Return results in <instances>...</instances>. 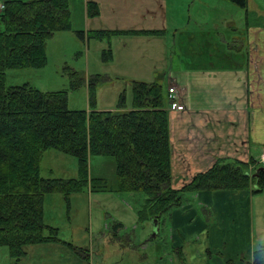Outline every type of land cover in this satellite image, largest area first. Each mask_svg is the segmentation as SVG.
I'll list each match as a JSON object with an SVG mask.
<instances>
[{"label":"trees","instance_id":"obj_1","mask_svg":"<svg viewBox=\"0 0 264 264\" xmlns=\"http://www.w3.org/2000/svg\"><path fill=\"white\" fill-rule=\"evenodd\" d=\"M230 1L243 8L249 3ZM4 4L0 9V246L9 247L14 264L34 244L64 243L59 228L45 221L48 194L62 193L69 200L88 191L142 193L146 198L138 219L144 223L182 206L187 193L264 191V166L255 159L221 160L183 187H174L168 97L160 82L134 80L130 107L125 94L114 109H99L92 97L91 111L71 108L66 90L43 91L30 83L7 85L8 70L42 68L47 63L48 40L73 28L70 0H4ZM88 5L91 15L98 14L96 2ZM118 32L76 33L86 40ZM149 32L153 31L145 33ZM96 75H91V89L103 78ZM54 150L79 159V177L43 175L45 154ZM95 155L113 158L114 183L91 177L90 160ZM242 264H264V244L255 249L252 260L242 258Z\"/></svg>","mask_w":264,"mask_h":264},{"label":"crops","instance_id":"obj_2","mask_svg":"<svg viewBox=\"0 0 264 264\" xmlns=\"http://www.w3.org/2000/svg\"><path fill=\"white\" fill-rule=\"evenodd\" d=\"M89 1L101 5V13L94 18L101 17V0H80V26L75 23V13L72 12L75 27L86 34L91 29L107 26L106 23L90 20ZM141 1L145 6H137L136 12L125 10V20H135L137 14L149 16L151 10L148 6L156 0ZM217 3H222V0H206L204 4L214 9V16L220 14L219 10L222 9L216 6ZM202 5L203 1L191 0L188 15L183 16L184 20L190 21H181L182 17L172 13V0L159 2L154 6L152 15H160L167 20V27L172 33L168 34L166 28V34L174 36V40L171 39L161 51L156 40H153L157 37H150L144 43V47L158 52L154 55L157 64L153 71L154 82H160L167 91L173 146V184L176 188L183 187L198 173L207 171L221 160L251 162L255 159L261 162L264 153V10L259 11L257 5L253 10L246 7V17L241 27L236 22L234 26L222 27L220 22L204 29L198 24V15H205L206 12L202 9L194 12ZM105 10L104 7V13ZM121 14L116 10L110 12L114 20L121 19ZM229 22H233L231 15ZM177 26L180 27L175 33ZM131 27V23L113 22L110 25V28L116 29ZM134 30L141 33L153 31L146 34L154 36L162 33V28L158 27ZM217 60L223 63L216 64ZM90 76L86 74L85 83L88 84ZM171 86L182 89L180 103L185 106L183 110L172 105L169 94ZM84 108L92 110L91 106ZM257 148L261 149L259 154ZM54 153L45 155L53 156ZM91 193L83 192L89 199ZM74 195L77 193L71 197ZM58 197L52 194L45 200L54 201ZM130 197L138 199L136 194ZM212 210L216 215L211 213ZM164 217L159 221L162 228L166 227L163 235L149 238L156 239L153 241L156 243L155 251L161 254L159 257L158 253L151 262L226 264L234 260L242 264V258L252 260L255 245L260 244L256 243L257 236L264 238V191L255 192L249 188L187 193L184 204ZM118 222L122 224L120 226L126 224L120 219ZM119 233L116 237H120ZM44 245L34 247H44L43 251H47Z\"/></svg>","mask_w":264,"mask_h":264},{"label":"rangeland","instance_id":"obj_3","mask_svg":"<svg viewBox=\"0 0 264 264\" xmlns=\"http://www.w3.org/2000/svg\"><path fill=\"white\" fill-rule=\"evenodd\" d=\"M70 1L71 12L75 13V23L80 26L81 19L78 13L80 0ZM101 1L103 3L102 16L94 18L97 14L90 15V20L101 24L106 23L107 26L91 30L122 32L105 35L102 38L91 37L89 40L86 38V41H82L74 29L61 30L47 42V63L42 68L8 70L7 85L30 83L43 91L66 90L69 93V106L75 109H85L84 107L91 106L92 97L93 100H96L98 107L114 109L118 106L120 97L125 94L127 105L130 107L134 102L133 81L154 82L155 80L153 71L157 64L154 55L158 52L152 48L144 47V43L150 37H157L153 40H156L158 49L161 51L162 48H166L171 39L174 40V36L168 35L172 31L167 27V20L164 17L152 15L154 6L163 0H156L148 6L151 10L148 17L137 14L135 20H125L123 13L125 10L136 12L137 6L143 5L141 0ZM172 1L174 2L172 10L174 16L182 17L181 21H190L184 20L183 16L188 15V6L191 0ZM196 1H203V5L196 8L194 12H198L199 9L206 12L205 15H198V24L204 29L209 28L211 24L217 25L220 22L222 27L234 26L235 22L237 26L241 27L245 20L247 8L240 7L230 0H222V3L216 4L222 9L219 10L220 14L215 16L212 12L214 9L204 5L206 0ZM0 2L4 3V0ZM255 5L259 11L264 10V0H249L247 7L253 10ZM104 7L106 8L105 13ZM98 9L100 14L101 5L99 6V4ZM113 10L122 13L121 19L114 20L112 18L110 12ZM230 15L233 22H229ZM113 22L131 23L133 27L110 28ZM157 27L162 28V33L159 36L141 32L138 34L124 32L134 29L150 30ZM178 27L180 26L174 29L175 33ZM72 28L79 31L74 25V20ZM166 28H168V34H166ZM173 48L175 49L174 45ZM215 63H223V61L217 60ZM75 70L78 73H74ZM98 73L103 78L94 85V89H91L90 75L95 77ZM86 74L90 76L88 84L85 83L87 81ZM75 83L78 84L77 88L73 87ZM164 85L167 86V84ZM177 92L178 101H181L182 89H177ZM54 152L57 154L54 153L53 156L49 155L44 159L43 175L64 178L79 177V159L72 154L56 150ZM260 152L261 149L258 154ZM50 168L52 172H49ZM89 169L91 177H105L110 182L109 184L116 181L115 162L112 157L93 156ZM52 194L59 197L54 201L46 202L45 200V221L59 227V237L64 243L58 242L59 245L57 242L45 243L47 251H43L44 247L36 249L37 247L34 246L39 244H34L27 248L26 255L18 264H155L151 261L156 259L159 252L155 251L154 239L158 234L160 238L166 227L162 228L159 223L158 233L154 236V218L148 220V223L139 221L138 210L146 198L144 194H136L138 199H135L130 197L134 196L133 193L101 190L92 192L90 199L80 192L74 195L75 197H70L69 200L62 193ZM52 194H48L46 198ZM70 202L72 203L69 204ZM211 213L216 215L213 210ZM119 219L126 224L120 226L121 224L118 222L117 227ZM117 233L120 237H116ZM152 235L155 238L149 239ZM263 239L257 236L256 243L260 244L255 245L256 249L261 246V243H264ZM145 243H147L146 246H144ZM55 248L60 249L55 250ZM160 255L159 253V257ZM158 262L165 264L164 260H158ZM0 264H14L9 247L6 245L0 246Z\"/></svg>","mask_w":264,"mask_h":264},{"label":"built area","instance_id":"obj_4","mask_svg":"<svg viewBox=\"0 0 264 264\" xmlns=\"http://www.w3.org/2000/svg\"><path fill=\"white\" fill-rule=\"evenodd\" d=\"M4 6H5V4L3 3V2H0V9H2V8H4ZM169 94H170V99H171V101H172V105L174 106V107H177L179 110L180 109H184V105H182L181 103H180V101H178V97H179V95H178V92H177V88L176 87H174V86H171L170 88H169ZM177 100V101H176ZM260 161H261V163H263V165H264V153L262 154V156H261V158H260Z\"/></svg>","mask_w":264,"mask_h":264},{"label":"water","instance_id":"obj_5","mask_svg":"<svg viewBox=\"0 0 264 264\" xmlns=\"http://www.w3.org/2000/svg\"><path fill=\"white\" fill-rule=\"evenodd\" d=\"M263 167H260V168H258V170H257V172L260 170V169H262ZM153 224H154V236H156L157 235V233H158V229H159V219L156 217V218H154L153 219Z\"/></svg>","mask_w":264,"mask_h":264}]
</instances>
